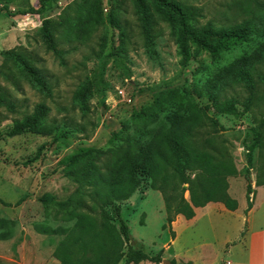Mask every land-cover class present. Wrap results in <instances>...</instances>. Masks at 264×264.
Masks as SVG:
<instances>
[{"label":"rangeland","instance_id":"rangeland-1","mask_svg":"<svg viewBox=\"0 0 264 264\" xmlns=\"http://www.w3.org/2000/svg\"><path fill=\"white\" fill-rule=\"evenodd\" d=\"M92 1L51 0L40 14H19L27 9L24 0L3 3L13 15L0 12V91L14 104L0 102V219L13 224L0 225V231L10 229L9 237L0 238V264H58L52 255L57 237L38 232L34 223L56 224L45 215L41 195L64 199L74 188L65 171L77 165L63 166L64 157L80 147H93L92 161L102 167L97 161L104 157L100 152L120 143L109 142L111 132L123 137L146 130L154 115L175 111L185 115L191 105L203 108L221 125L219 134L237 167L226 181L238 211L199 217L167 249L165 242L172 233L167 224L163 226L162 195L140 176L135 192L119 203L120 216L128 226L130 244L149 254L162 249L165 264L181 251L197 264L240 261L247 254L248 232L264 229V149H254L248 156L251 115L218 112L210 96L221 90L226 71L235 62L251 59L264 44V0H164L188 12V23L198 29L200 38L211 27L247 23L245 39L216 58L184 34L176 14L159 0H99V22L76 39L73 30ZM29 3L33 9L39 6L38 0ZM44 19L51 23L45 30ZM15 52L46 85H38L24 67L14 66ZM55 132L62 136L54 138ZM188 196L186 190L184 197ZM208 209L225 208L219 202Z\"/></svg>","mask_w":264,"mask_h":264},{"label":"trees","instance_id":"trees-1","mask_svg":"<svg viewBox=\"0 0 264 264\" xmlns=\"http://www.w3.org/2000/svg\"><path fill=\"white\" fill-rule=\"evenodd\" d=\"M5 1L0 0V4ZM38 2L39 6L33 9L29 0H24L27 9L18 13L40 14L51 0ZM98 2L93 0L84 16L78 20L72 33L74 38H84L99 22ZM159 3L176 14L184 34L198 41L212 58H216L221 50L243 41L249 32L247 23L220 30L211 27L206 36L200 38L198 29L188 23L187 11L171 2L159 0ZM1 11L7 16L13 15L4 4L0 7ZM192 13L196 15L194 11ZM190 18L197 20L196 17ZM50 24L49 20L44 19L42 29L45 30ZM261 24L264 26L263 21ZM46 32L50 42V32ZM51 48L59 53L54 45ZM183 55L186 61L188 53L185 49ZM11 56L14 66L24 67L38 85H46L43 76L27 66L17 52ZM225 75L221 90L210 96L212 106L218 112L251 115V140L247 144L250 156L254 149H264V44L251 59L241 58L235 62ZM0 102L10 107L14 104L1 91ZM236 104L241 106L240 110ZM37 117L40 118V115ZM154 117L152 126L146 130L134 131L123 137L119 132H111L109 142L117 139L120 143L100 152L104 157L96 160L100 161L102 167L92 161L96 152L93 147H80L60 161L67 167L77 165L65 171L74 188L64 199H56L51 193L41 195L39 200L45 215H51L56 224L46 221L34 223L38 232L51 238L57 237L52 241V255L58 264L162 261V249L149 254L130 244L128 226L120 216L119 203L135 192L141 182L140 176L147 178L151 188L162 195L166 214L164 227L167 224L170 228V223L178 214L186 219L192 218L194 209L208 202H220L228 210L237 208V200L227 192L226 181L227 176L237 173V167L219 134L221 125L197 105H191L185 115L175 111L170 115L163 113ZM29 127L32 128V124ZM58 136H62L61 133L55 132L54 138ZM186 190L188 198L184 197ZM250 192L248 185L247 199ZM250 207L248 201L246 210ZM6 223L13 224V221L0 219V225ZM9 233V228L7 232L0 231V238L9 237ZM168 264L176 262L172 259Z\"/></svg>","mask_w":264,"mask_h":264},{"label":"crops","instance_id":"crops-1","mask_svg":"<svg viewBox=\"0 0 264 264\" xmlns=\"http://www.w3.org/2000/svg\"><path fill=\"white\" fill-rule=\"evenodd\" d=\"M214 203H219V202H208L205 206L196 207L194 209L195 215L190 219H186L180 214L176 215L175 219L171 222V227L169 228V230L172 231L171 232L172 234H169V237L165 242L167 249L173 248V246H175V244L182 237L186 228H188L191 224L196 222V220H198L199 217L207 216L208 218H211V216L214 214L216 216H223L224 214H234V212L238 211L239 209V206H237L235 210H228L225 207H224L225 209H217L215 211L208 209L211 208L212 204ZM249 211L250 210H248L247 212ZM256 238H260L261 241H258L256 243L255 242ZM247 239L249 240V243L247 246L244 245V247L247 250V254L240 261L232 262L230 260L227 261L218 260L217 262H213L211 260H202L200 264H264V229L248 232ZM228 242L229 241H227V244ZM162 244L160 246H162ZM163 251L165 250L163 249ZM172 259L176 262V264H197L196 262H193L191 257L185 255V252L183 251L174 252V254L168 258V261ZM129 264H165V263H163L162 261L159 263H155L148 260H143L138 263H129Z\"/></svg>","mask_w":264,"mask_h":264}]
</instances>
